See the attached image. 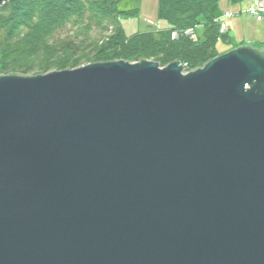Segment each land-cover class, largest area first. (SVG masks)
Returning <instances> with one entry per match:
<instances>
[{"label": "water", "instance_id": "95a60500", "mask_svg": "<svg viewBox=\"0 0 264 264\" xmlns=\"http://www.w3.org/2000/svg\"><path fill=\"white\" fill-rule=\"evenodd\" d=\"M219 54L1 77L0 264H264V49Z\"/></svg>", "mask_w": 264, "mask_h": 264}, {"label": "trees", "instance_id": "16d2710c", "mask_svg": "<svg viewBox=\"0 0 264 264\" xmlns=\"http://www.w3.org/2000/svg\"><path fill=\"white\" fill-rule=\"evenodd\" d=\"M120 1L15 0L5 4L0 8L2 72L27 76L95 62L141 63L145 59L154 60L161 67L188 63L189 69L194 70L220 55L216 50L219 34L212 8L222 0H159V16L167 28L132 35H127L120 18L129 19L138 11L120 12ZM70 26L75 32L56 40L57 34ZM94 28L101 35L90 40ZM199 28L203 30L198 32V42L183 36L172 39L174 32Z\"/></svg>", "mask_w": 264, "mask_h": 264}, {"label": "rangeland", "instance_id": "374dc122", "mask_svg": "<svg viewBox=\"0 0 264 264\" xmlns=\"http://www.w3.org/2000/svg\"><path fill=\"white\" fill-rule=\"evenodd\" d=\"M226 1L227 0H222L221 2H219L217 5H215L212 8V13L215 15L223 13L222 17H217V19L215 20V24L218 26V34H219V38H218L219 41H218L217 49H216L218 53L231 51V50H235V49L247 46V45H245V46H233L231 44V41L228 40L225 37V35H222L223 33H225L226 29H229V27L227 26V24L224 20L232 17V15L235 16L234 14L226 13V12L237 11L236 13H239L237 15L238 17L244 16L247 19L246 20L245 18H243V21H240L237 19L234 22V25L238 28V35H240L241 37L244 36L243 38H247V39H254V38L263 37V35H261L263 32V29H260L259 25H261L262 23L264 24V20H263V22L253 21V18H252L253 16L249 15L247 13L249 12L250 8L255 6L254 2H256V3H257V1L263 2L264 0H249L251 2V5L247 8V10H245V9L248 6V3L244 2L243 0H242V4L240 5L239 8L237 7V9L226 8ZM231 1L233 3H237V2H234L233 0H231ZM240 1H238V2H240ZM10 2H7V3H10ZM7 3H5V4H7ZM262 5H264V4L262 3ZM117 8L120 12H126V11H131V10L138 11V14L136 16L131 17L129 19H125L123 17L120 18L121 23L123 24V27L125 28L127 35H132V34L138 33V32L146 33L149 31H160V29L167 28V24L162 19H160V16H159V0H121L118 3ZM227 15H229V16H227ZM243 23H245V25H243ZM199 29H200L199 31L203 30V28H199ZM111 31H112V28L110 29V32ZM74 32L75 31L72 32L71 26L67 27L64 31H61L59 34H57L56 40L65 39L67 36L72 35ZM108 34H110V33H108ZM185 34H186V32H185ZM185 34L181 33L180 37L185 35ZM100 35H101L100 32L94 28V30L89 34L88 39L96 40V39L100 38ZM196 35H197L196 39L190 37L191 39H193L191 41H193V42L199 41V33H196ZM172 39H173V34H172ZM173 40H176V39H173ZM238 40L240 41L241 39H238ZM242 41H244V39H242ZM247 47L259 49L258 47H254L251 44H249ZM89 55H94V54H89ZM75 58H78V57H73L74 60H75ZM120 61H122V60H120ZM144 61L155 62L154 60H149V59H145ZM114 62H118V61H114ZM126 62L127 63H136V62H129V61H126ZM96 63L97 62L84 64V65L96 64ZM99 63H106V62H99ZM84 65H82V66H84ZM78 68L65 69V70H54L51 72L73 71V70H76ZM162 68H164V67L160 66V69H162ZM43 74H46V73H41V72L40 73H34V74L32 73V74L27 75V76L19 75V74H14V75L9 74L8 75V73L2 72V70L0 68V78L5 77V76L36 77V76L43 75Z\"/></svg>", "mask_w": 264, "mask_h": 264}, {"label": "crops", "instance_id": "0c3cea01", "mask_svg": "<svg viewBox=\"0 0 264 264\" xmlns=\"http://www.w3.org/2000/svg\"><path fill=\"white\" fill-rule=\"evenodd\" d=\"M243 1L248 3V6L245 9V10H247V8L251 5V2L249 0H243ZM241 4H242V0L240 2H237V3H233L231 0H227L226 1V8H229V9H234L235 8V9H237V7L239 8ZM236 12L237 11H235V12H226V13L234 14L235 16H232V17L227 18V19L224 20L226 22L227 26L229 27V30H230V41H231V44L233 46H245V45L248 46L249 44H251L254 47L263 48V46H264V24L262 23L261 25H259V28L263 29V32L261 34V35H263V37L254 38V39L243 38L244 36L241 37L240 35H238V28L234 25V22L237 19L240 20V21H243V18H245V17L244 16L238 17L237 15L239 13H236ZM215 16L216 17H222L223 13L217 14ZM243 25H245V23H243ZM238 39H241V40L239 41ZM242 39H244V41H242Z\"/></svg>", "mask_w": 264, "mask_h": 264}, {"label": "bare ground", "instance_id": "6f19581e", "mask_svg": "<svg viewBox=\"0 0 264 264\" xmlns=\"http://www.w3.org/2000/svg\"><path fill=\"white\" fill-rule=\"evenodd\" d=\"M10 1H15V0H9V1H7V2H10ZM6 2V3H7ZM257 2H260V1H257ZM254 3H256V2H254ZM260 3H263L264 4V1L263 2H260ZM5 4H3V6H4ZM0 8H2V7H0ZM260 8H264V5H261L260 6ZM247 14H249V15H251L250 13H247ZM227 16H229V15H227ZM226 16V17H227ZM233 16V15H232ZM216 17V16H215ZM253 18V21H257V22H263V20H264V12L262 13V14H257V16L256 17H252ZM217 19V17L215 18V20ZM199 30L200 29H189V30H186V31H182L181 33L182 34H185V32H186V34L185 35H183V37H186V38H188V39H190V40H193V39H191L190 37H196L197 38V35H196V33H198L199 32ZM222 35H225V37L228 39V40H230V30L229 29H226V31H225V33H223ZM179 39V38H178ZM245 47H247V46H245ZM247 48H249V47H247ZM249 49H251V48H249ZM252 49H255V48H252ZM259 49H264V46H263V48H259ZM127 63V62H126ZM156 63V62H155ZM174 63H181V62H174ZM209 63V62H208ZM207 63V64H208ZM182 64V69H183V75H188V74H190V73H192V72H194V71H197V70H201V69H203L204 67H206V65H204L203 67H201V68H197V69H194V70H191V69H189L190 68V65L188 64V63H181ZM185 72V73H184ZM246 89H249V87H247Z\"/></svg>", "mask_w": 264, "mask_h": 264}, {"label": "built area", "instance_id": "2783aa9c", "mask_svg": "<svg viewBox=\"0 0 264 264\" xmlns=\"http://www.w3.org/2000/svg\"><path fill=\"white\" fill-rule=\"evenodd\" d=\"M261 5L262 3L260 2L255 3V6L250 8L248 13H250L253 17H256L257 14H262L264 12V8L263 9L260 8ZM178 37H180L179 33L177 32L173 33V39H178ZM193 38L196 39V37H193Z\"/></svg>", "mask_w": 264, "mask_h": 264}]
</instances>
